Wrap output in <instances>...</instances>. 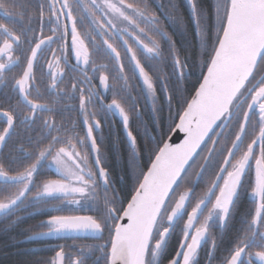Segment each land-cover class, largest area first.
Wrapping results in <instances>:
<instances>
[{
	"label": "flooded vegetation",
	"instance_id": "af4514ba",
	"mask_svg": "<svg viewBox=\"0 0 264 264\" xmlns=\"http://www.w3.org/2000/svg\"><path fill=\"white\" fill-rule=\"evenodd\" d=\"M42 2L46 5L47 0H0V40H8L14 42L13 38L18 36L23 44L25 34H27L28 38L31 39V37L35 35V30L38 28L37 22L39 20V10ZM113 2L116 3L117 6L120 7L122 10H124L125 13L131 19L125 20L119 17L118 14L112 15L111 13H108V16L111 18L112 21V23L110 24L108 22V18L103 15V12L106 11L103 0H97V3L100 5V10L92 12L90 16L85 15L83 20L77 21V28L80 33V38L83 39L84 46L88 49L89 52V62L85 64L81 59L73 63L74 58L72 59L69 56L66 61L67 66L64 72V77L62 80L59 81V91L56 94H50L48 92L46 82L49 78L46 75L44 76L42 68L40 72L38 71L36 73L38 77H42L41 91L43 93L44 99L39 102L47 104L49 106H54V111L45 112L43 115L46 117H54L56 124L59 126L60 131H53L52 133L53 135H58L61 140V143L57 144L56 147L64 146L67 151L74 152L76 154L71 158L70 161H66L68 168L71 169V172L76 174V178H73L72 174L66 175L57 172L55 168L49 165L47 160H42L37 170V175L41 179V181L38 184L36 183V181L33 183L32 190L29 192L31 195L27 199V201H30L33 198H37L38 196L40 197L45 194H49L50 199L52 198V194H54V192H57L59 193L57 195L63 196L62 201L66 209L72 207L73 209L76 208V210L74 211L78 212L69 214L61 213L50 216L48 213V216L45 219L47 224H45V229L39 232V237L46 239L44 246L46 249L56 248V252L53 255L54 264H56V255L59 251L62 254L63 264H66V261L63 259L65 255L68 257V264H70L71 258L75 256L80 257L81 264H84L83 259L86 261L87 257L94 256L91 251L92 249H96V251L99 250L100 254H104V249L106 248H108L109 250L112 238L109 241H104L102 239V235H100L99 237L63 238L43 237L41 235L45 232L51 231L53 228H56L61 224L60 222L50 221V219L54 217L88 215L94 219L95 217L101 216L102 212L100 211V207H98L99 195L110 194L111 186L114 187L117 183L123 182L124 178L122 179L118 172L114 173L108 163L104 164L101 161L100 152L102 147H104L108 142L111 143L110 148H118L120 144H122L123 140L129 146L132 145V147H135V136L129 129L131 118L129 117L128 113L136 112V115L140 116L142 110L140 109L138 104H136L133 100V69L136 70L135 72L137 74V77L139 78L141 84L145 89L144 94L147 95L149 99H152L155 96L156 85L158 84L155 81L156 79H160L164 89L167 90V85L165 81L166 78H164L165 68L162 62V58L165 53V48H169L167 42L170 38L169 34L171 25L166 24V22L168 23L171 21L165 13V8L162 5H158V11L160 13L159 16H150L147 0H127V3L135 4L139 8L144 9L145 15L141 17L136 14L134 9L127 8L126 4H121L120 0H113ZM191 6V9L193 10V3L191 4ZM226 17L227 14L224 19V24L226 21ZM45 19H47V13H45ZM50 34L51 33H49L47 27H45L44 35L47 36ZM191 34V37H194L195 39L199 36V31L195 18H193L192 20ZM68 42L70 43V37L68 38ZM157 44H159V47H157ZM55 47L56 46L53 45V48ZM23 48L26 51L29 48V45L23 44ZM114 53L117 54V57ZM170 53L175 52L172 50ZM59 54L60 52L58 51L57 55ZM157 58L158 62L160 63V70L162 71L158 78L149 70H147L143 64L146 62H154ZM46 60H51V53H49L47 49L43 50V52L41 53V58L39 61L41 66ZM124 60H126V62L131 63L133 69H130L128 67L123 69ZM172 60L173 61H169V65L173 64V67H175V69L178 71V75H182V67L185 73L189 72L188 67L186 66L185 62L182 61V59ZM44 71L46 73L47 68H45ZM14 74L19 75V69H17ZM145 77H147V80L145 79ZM7 79L8 77L5 76L3 80H0V104H3L5 108L11 106L7 103L6 98L15 95V93L11 91V88L14 87V85H6L5 80ZM74 84L75 88L73 87ZM81 97H84L83 105H81ZM254 99L259 100L247 122L243 141L239 146L238 150L232 156L229 164L227 165L224 175L221 181L219 182L212 199L206 206L205 210L203 211V213L197 220L193 230L191 231V234L189 235L186 244L181 251L180 261L178 264H182L186 248L190 244L192 237L197 230L207 226V223L210 220H215L217 222L220 221V226L218 225V227H216L218 230H222L225 225L226 221L222 224V220L220 217V209L214 211L212 207L214 205L216 197L218 196V193L220 192L223 184L226 181L227 176L242 161L244 155L250 149L252 142L257 138L262 128L264 127V107H261V105H264V54L261 57L251 78L241 90L238 98L233 104V114L229 119L228 123L233 119L231 125L238 123V130L231 145L227 150L224 160L227 157V154L237 134H239L241 130L245 114ZM12 103L14 105H17L19 108L23 109L16 99H13ZM128 103H132L129 106L132 109L125 107V105L128 106ZM134 108H136L135 111ZM71 118H73L74 120L72 121L71 125H69ZM3 119V116L0 115V125L3 124ZM118 126L121 127V130L119 131ZM251 127L253 130H251ZM40 128L43 130L42 125L39 126V130H41ZM69 130L76 135V139L72 143L69 142L68 138L70 134ZM248 130L249 132H253L254 135L251 136L249 140L245 141V136ZM217 132L218 131L213 134L208 150L210 149L212 141L214 140ZM120 133L121 135H119ZM90 134L93 136L98 146L97 158L99 163L95 161L93 156V149L90 144ZM50 139L51 137H49V140ZM208 150L206 152V155L208 153ZM259 161L262 162L264 167V138H262V140L255 144V146L253 147L250 163L242 178L239 188L240 192L244 180H246L245 178L251 180L252 186L251 189L247 191V196L250 197L252 202H255V209L253 212L242 210L239 211V214H251L252 219L250 223L253 226V229L251 230L252 232L250 231L247 233H242L239 245L234 248L233 253L230 254L227 258L225 256L219 259L216 264H228L231 257L240 250H243V256L240 259L239 264H264V219L262 217L264 214V207H262L261 217L257 222H255L258 200L256 195L254 194V191L256 185V164ZM201 165L199 166L198 171ZM41 167L43 168L40 169ZM260 172H262L261 169ZM197 173L193 179L192 187L182 189L174 199L172 206L174 205L177 198L182 192L191 188H193L194 192L195 186L198 183L197 181L194 186ZM10 175H15V173H10ZM80 176H82L84 179H79ZM47 179H55L60 181L61 183L67 184L69 186V190L66 193L58 191L46 193L42 190V182ZM84 181H89L90 183L86 184ZM0 183L4 182L0 181ZM27 183V181H22L19 183V192L15 195V197H17L18 194L21 193V191L24 189V185ZM72 187H85L87 189V194L82 195L80 193H74L71 191ZM208 191L204 198L198 201L195 206H197L198 203L202 202L206 198ZM263 199L264 192L262 196V204ZM9 201L10 199L2 202ZM19 201L5 213L9 212L12 209H16L18 207L17 205ZM113 205L116 206V209H114V207H110V204L103 205V208H107L108 211L111 212L112 216L116 217L115 220L109 218L107 220L106 225V227L114 231L117 219L126 205L121 210L116 203H114ZM47 208L50 212V209L52 208L51 202H49ZM191 210L188 211L185 217L183 232L174 257L179 252L183 239L187 234L185 224L188 214ZM5 213L0 214V216L4 215ZM208 213H212L213 216L210 215L209 218L206 219ZM167 217L166 226L163 228V230L157 237L158 239L155 240L153 246H151L148 251L151 258H154L159 254L165 244L167 237L170 235L174 227H172L171 231L169 232L168 236L166 237L165 241L161 244V246L156 248L155 243L160 239L161 234L168 227ZM26 238L25 241H34L37 237L35 239L28 240H26ZM210 238L212 239L211 241H209ZM53 239H63L64 242H49V240ZM207 242V248L209 251L207 254L208 257L206 264H209L212 254L214 253L216 242L211 237L208 226L205 242L197 250V252L194 254L188 264H201V259H198V255L202 248L207 244ZM83 244L87 246L86 251L82 250ZM174 257L171 260H173Z\"/></svg>",
	"mask_w": 264,
	"mask_h": 264
},
{
	"label": "trees",
	"instance_id": "16d2710c",
	"mask_svg": "<svg viewBox=\"0 0 264 264\" xmlns=\"http://www.w3.org/2000/svg\"><path fill=\"white\" fill-rule=\"evenodd\" d=\"M147 2L149 13H154L156 17L160 14L158 5H163L165 13L171 21L168 23L166 22V24L171 25L170 34L168 33L170 38L167 42L169 48H165V53L162 58L165 68L164 78H166L167 90L164 89L161 80L156 79L155 81L158 84L156 85L155 96L149 99V97L144 94L145 89L137 77L136 70L133 69L131 63L126 62V60L123 61V69L127 67L133 69V100L142 111L140 116H137L136 112L128 113L131 118L129 129L135 136V147H132V145L129 146L123 140L118 148H110L111 143L108 142L101 149V161L104 164L108 163L114 173L118 172L121 178H124L122 183L120 182L114 187H110V194L99 195L98 207H100L102 213L105 210L103 208L105 204H110V207L116 209V206L113 205L116 203L121 210L135 192L146 169L149 167L157 151L171 132L186 103L200 83L219 41L229 6V0H195L193 4L195 8L194 13L191 9L192 6L189 0H147ZM214 5L216 6L214 7ZM193 18H195L197 22L199 31V36L196 39L191 37ZM172 50L175 53H170ZM172 59H182L188 67L189 72L185 73L182 67L183 73L181 76L178 75V71L173 67V64L169 65V61H173ZM143 64L145 68L157 78L162 72L160 70L158 58L154 62H146ZM131 104L132 103H128V106L125 105V107L132 109L129 107ZM20 106L22 108L24 107L23 105ZM135 110L136 108H134V111ZM73 120V118L70 119L69 125H71ZM232 121L233 119L227 124L220 136L195 186L185 213L174 225L159 254L151 258L148 252L146 264H168L174 257L180 242L184 228V220L188 211L191 210L198 201L204 198L211 187L223 163L227 150L238 130V123L231 125ZM40 125L41 124L37 122L36 126H34L37 131L31 133L33 142L42 139L43 130L41 128V130H39ZM119 130H121V127L118 126V131ZM251 130H253L252 127ZM69 132V142L72 143L76 139V135L70 130ZM215 132L216 131H214V133ZM213 134L201 147L181 176L169 200L173 194L176 193L173 197V199H175L182 189L192 187L193 179L206 155ZM119 135H121V133ZM253 135L254 133L248 130L245 141L249 140ZM48 141L49 138L48 140H44V143H48ZM16 147L18 148L20 145ZM8 151L9 149L5 150V155L8 154ZM17 155L18 153H12L13 157ZM30 159V157H22L12 163L14 166L16 165L22 168L25 164L31 162ZM42 168L43 167L40 169ZM245 179L239 195L227 216V220H225L226 222L223 229L218 230L216 228L218 225L220 226V221L210 220L207 223L210 235L216 242L214 253L212 254L209 264H216L219 259L225 256L226 258L229 257V255L233 253L234 248L239 245L242 233L250 232L253 229L250 223L252 219L251 214H239V211L242 210L253 212L255 209V202H252L250 197L247 196V191L250 190L252 186L251 180ZM40 181L41 179L39 178L36 180V183L38 184ZM18 192L19 184L12 185L0 183V202L9 200L13 193L16 195ZM57 194L59 193L54 192L50 199L49 194H45L27 201L31 195L28 192L21 198L17 205L18 207H15L16 209H12L0 216V264H54L53 255L56 252V248L46 249L44 247L46 239L39 237V232L43 231L45 229V224H47L45 219L48 213L49 216L61 213H78L74 211L76 208L73 209L70 207L66 209L62 201L63 196ZM169 200L157 221L150 247L153 246V243L158 239L157 237L166 226V217L174 201L168 204ZM49 202H51L52 205L50 212L47 208ZM167 204L169 206H167ZM262 207H264V199ZM262 217L264 219V214ZM31 235H36L37 238L34 241H25V238ZM112 235L113 230L105 227L102 239L104 241H109ZM211 240L210 238L209 241ZM49 242L62 243L64 240L53 239L49 240ZM208 242L198 255V259H201V264H206L207 261V254L209 251L207 248ZM82 250L86 251L87 246L83 244ZM91 251L94 256L87 257L86 261L83 259L84 264L108 263V248L104 249V254H100V251H96V249H92Z\"/></svg>",
	"mask_w": 264,
	"mask_h": 264
},
{
	"label": "water",
	"instance_id": "95a60500",
	"mask_svg": "<svg viewBox=\"0 0 264 264\" xmlns=\"http://www.w3.org/2000/svg\"><path fill=\"white\" fill-rule=\"evenodd\" d=\"M189 1L192 4V0ZM114 54L117 57V54ZM263 54L264 0H229L224 29L200 83L117 219L109 247L108 264H146L147 253L157 221L178 181L201 147L218 128V132L195 178V186L220 135L233 114L232 107L235 100L251 78ZM258 100L254 99L249 106L241 130L233 142L206 198L188 214L185 224L187 234L183 239L179 252L168 264L179 263L181 251L191 231L212 199L227 165L243 141L247 122ZM262 138H264V127L252 142L242 161L227 176L216 197L212 209L214 211L220 209L222 224L225 222L238 195L242 178L251 160L253 147ZM90 144L94 159L99 163L97 158L98 146L91 134ZM260 169L262 172H260ZM263 192L264 167L262 162L259 161L256 164L254 191L258 200L255 222L262 215ZM192 193L193 188L182 192L177 198L167 217L168 227L155 243L156 248L161 246L176 221L184 214ZM22 197L19 193L14 200L0 203L5 205L0 207V214L12 208ZM125 219L127 223H123ZM50 221L60 222L61 224L41 236L63 238L99 237L101 235L86 227V225L94 222V219L88 215L54 217ZM206 236L207 226L194 233L190 244L186 248L182 264L190 262L205 242ZM35 238L36 235H33L27 237L26 240ZM121 242L126 245L129 253L128 258L124 261L118 259L117 250L113 247ZM56 256V264H63L60 251ZM242 256L243 250H240L231 259L236 257L239 262ZM231 259L228 264H231Z\"/></svg>",
	"mask_w": 264,
	"mask_h": 264
},
{
	"label": "snow or ice",
	"instance_id": "6c2138e0",
	"mask_svg": "<svg viewBox=\"0 0 264 264\" xmlns=\"http://www.w3.org/2000/svg\"><path fill=\"white\" fill-rule=\"evenodd\" d=\"M103 2L106 8L103 15L108 18L110 24L112 21L108 13L118 14L125 20L131 19L113 0H103ZM194 2L195 0H192L193 4ZM120 3L126 4L129 9H134L138 16L143 17L145 15L144 9L135 4L127 3V0H120ZM98 10H100V5L97 0H47L46 5L43 2L40 5L38 28L35 30V35L29 39L25 34L23 44L29 45L26 51L18 36L13 38L14 42L0 40V80L7 76L6 85H14L11 91L15 93V95L6 98L7 103L11 105L10 107L5 108L3 104H0V110H3L0 111V115L4 118L3 124L0 125V180L12 185L27 181L28 183L24 185V191L20 193L21 197L30 192L33 183L39 179L37 170L42 160H47L57 172L66 175L72 174L73 178H76V174L71 172L66 163L76 154L67 151L64 146L56 147L57 144L61 143V140L58 135L52 133L53 131L59 132V126L54 117L43 115L45 112L54 111V106L39 102L44 99L41 91L42 77H38L36 73L40 72L42 68L44 76L49 78L46 82L48 92L56 94L59 91V81L64 77L66 61L69 56L74 58L73 63L81 59L85 64L89 62V52L84 46L83 39L80 38L77 21L83 20L85 15L90 16L92 12ZM193 12L195 13V8H193ZM45 13H47V19H45ZM149 15L154 16L155 14L150 12ZM45 27L51 33L50 35H44ZM69 37L70 43L68 42ZM53 45L56 47L53 48ZM45 49L51 53V60H46L41 66L39 61L41 53ZM58 51L60 52L59 55H57ZM45 68H47L46 73ZM17 69H19V75L14 74ZM145 79L147 80V77ZM73 87L75 88V84ZM13 99H16L19 105H23V109L14 105ZM83 103L84 97H81V105ZM38 121L43 126L44 131L42 139L33 142L31 133L37 131L34 126ZM49 137L51 139L48 143H44V140H48ZM17 145L20 147L17 148ZM6 149H9L7 155H5ZM12 153H18V155L13 157ZM22 157H30L31 162L22 168L14 166L12 162ZM10 173H15V175H10ZM79 179L83 180L84 178L80 176ZM84 182L90 183L89 181ZM42 190L46 193L53 191L66 193L69 186L55 179H47L42 182ZM71 191L82 195L87 194L85 187H72ZM14 199L15 193L10 197V201ZM4 206L0 204V207ZM109 218L116 219L105 208L101 216L95 217L94 222L86 225V227L102 235ZM123 223H127V220L125 219ZM113 247L116 248L120 261L128 258V249L123 242ZM63 259L68 264L66 255ZM70 264H81V258L72 257ZM231 264H239L236 257L231 259Z\"/></svg>",
	"mask_w": 264,
	"mask_h": 264
},
{
	"label": "rangeland",
	"instance_id": "374dc122",
	"mask_svg": "<svg viewBox=\"0 0 264 264\" xmlns=\"http://www.w3.org/2000/svg\"><path fill=\"white\" fill-rule=\"evenodd\" d=\"M144 81H145V80H144ZM175 194H176V193H175ZM175 194H173V196H172L171 199L169 200V203H168V204L172 203V201L174 200L173 197H174ZM168 204H167V206H169ZM210 215H212V213H210V214L208 213L206 219H208ZM212 216H213V215H212ZM212 216H211V217H212ZM206 219H205V220H206Z\"/></svg>",
	"mask_w": 264,
	"mask_h": 264
}]
</instances>
